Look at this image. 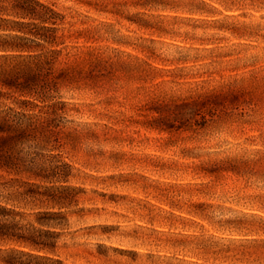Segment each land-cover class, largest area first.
<instances>
[{"label": "rangeland", "instance_id": "obj_1", "mask_svg": "<svg viewBox=\"0 0 264 264\" xmlns=\"http://www.w3.org/2000/svg\"><path fill=\"white\" fill-rule=\"evenodd\" d=\"M39 1L69 73L29 99L57 105L55 175L5 201L32 263L264 264V0Z\"/></svg>", "mask_w": 264, "mask_h": 264}, {"label": "trees", "instance_id": "obj_2", "mask_svg": "<svg viewBox=\"0 0 264 264\" xmlns=\"http://www.w3.org/2000/svg\"><path fill=\"white\" fill-rule=\"evenodd\" d=\"M63 19L39 0H0V100L17 94L22 98L19 108H29V112L15 110L0 103V264H33L42 259L23 250L44 244L35 231L16 220L23 214L5 201L37 200L35 181L55 175L54 168L43 165L40 158L59 130L54 118L57 105L40 107L29 99L46 100L57 90L58 75L69 73L65 68L56 74L53 68L62 55V49L53 47L63 38L57 35ZM3 175L13 178L4 180Z\"/></svg>", "mask_w": 264, "mask_h": 264}]
</instances>
